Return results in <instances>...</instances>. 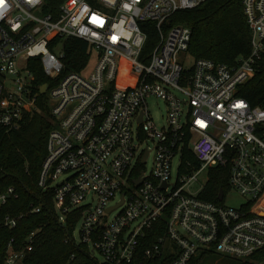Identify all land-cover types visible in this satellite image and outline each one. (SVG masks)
Returning <instances> with one entry per match:
<instances>
[{"label":"built area","instance_id":"obj_1","mask_svg":"<svg viewBox=\"0 0 264 264\" xmlns=\"http://www.w3.org/2000/svg\"><path fill=\"white\" fill-rule=\"evenodd\" d=\"M205 1L64 0L52 15L42 0H0V127L20 128L46 95L52 126L38 184L52 190L59 222L78 210L71 239L97 264H190L211 252L246 260L264 251V107L241 95L264 57V0H242L249 53L233 65L194 58L190 27L170 23ZM144 21L156 29L148 52ZM68 38L85 41L89 59L63 75ZM30 59L52 83L43 94ZM152 97L165 104L163 124L149 111ZM226 165L227 192L245 198L238 207L224 204L227 192L219 204L200 196L208 170ZM11 197L12 187L0 192V205ZM17 218H0V227ZM154 227L160 234L146 244ZM32 235L19 250L11 239L2 264H21Z\"/></svg>","mask_w":264,"mask_h":264},{"label":"trees","instance_id":"obj_2","mask_svg":"<svg viewBox=\"0 0 264 264\" xmlns=\"http://www.w3.org/2000/svg\"><path fill=\"white\" fill-rule=\"evenodd\" d=\"M42 1L43 12L55 15L64 0ZM170 23L190 27L188 52L194 58L233 65L237 57L249 53V29L243 15L242 0H206L196 8L177 12ZM140 27L146 34L143 52H148L156 41L155 24L144 21L140 22ZM62 51L63 75L81 71L88 62V45L81 39L63 40ZM28 67L36 84H52L42 73L37 59H30ZM241 95L251 105L264 107V57L260 61V70L242 87ZM51 126L50 107L46 95H43L39 96L38 111L20 128L6 130L0 127V192L12 187L16 193L15 198L11 197L0 205V218L21 215L14 227H0V264L11 239L12 247L19 250L32 233L31 249L25 253L21 264H97L88 257L86 245H76L71 239L79 219L78 210H72L63 223L59 222L52 190L43 189L38 184ZM228 168L226 165L208 170L209 178L200 194L203 199L220 203L217 194L228 190ZM32 207L39 208V211L29 212ZM159 234L160 230L154 227L147 233L149 241L146 244ZM206 254H198L190 264H203ZM71 255L74 256L72 260ZM263 260L264 251L246 260L232 259L228 264H257ZM164 263L162 257L152 261V264Z\"/></svg>","mask_w":264,"mask_h":264},{"label":"rangeland","instance_id":"obj_3","mask_svg":"<svg viewBox=\"0 0 264 264\" xmlns=\"http://www.w3.org/2000/svg\"><path fill=\"white\" fill-rule=\"evenodd\" d=\"M191 56H189V61L187 62V64H189L191 62ZM93 61L94 59H90L89 62V66L93 65ZM181 96V95H179ZM147 104L149 107V111L152 115V118L154 119L155 123L157 124H163V116L165 115V104L164 102H162L160 99L158 98H149L147 100ZM145 144H141V147H144ZM150 164H151V158L149 157L146 165L144 166L145 168V173H147L150 169ZM61 178H58L55 182H57L58 180H60ZM199 181L201 183H204L206 181V173H202L199 176ZM245 200L244 197L240 196L236 191H234L233 189H230L224 197V204L227 206H231V207H238L240 204L243 203V201ZM117 209L113 210L110 214H109V218H112L116 213H117ZM78 227L79 225L77 224L76 227L74 228L73 231V237L74 239L77 241L78 240ZM230 260H232V258L229 257H224V256H220L218 254L215 253H208L205 255V258L203 259L202 263L203 264H225L227 262V264L230 262ZM260 264H264V261Z\"/></svg>","mask_w":264,"mask_h":264},{"label":"water","instance_id":"obj_4","mask_svg":"<svg viewBox=\"0 0 264 264\" xmlns=\"http://www.w3.org/2000/svg\"><path fill=\"white\" fill-rule=\"evenodd\" d=\"M47 86L44 84L40 88V93L43 94L46 90ZM217 199L220 201L222 199V191H219Z\"/></svg>","mask_w":264,"mask_h":264}]
</instances>
